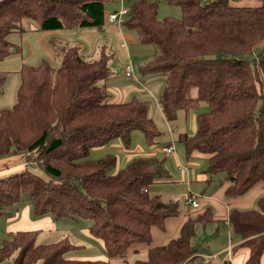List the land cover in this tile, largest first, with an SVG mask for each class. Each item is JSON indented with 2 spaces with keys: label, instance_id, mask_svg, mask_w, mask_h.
Segmentation results:
<instances>
[{
  "label": "trees",
  "instance_id": "trees-1",
  "mask_svg": "<svg viewBox=\"0 0 264 264\" xmlns=\"http://www.w3.org/2000/svg\"><path fill=\"white\" fill-rule=\"evenodd\" d=\"M169 1L182 9V18L161 20L158 2L136 0L123 26L135 31L140 43L156 46L141 72L164 77L159 104L167 120H175L179 109L208 104L197 116L196 133H182L179 141L188 154L196 150L208 156L206 171L229 183L227 196L242 195L264 181V0H253L258 5L238 3L247 0ZM107 2L0 0V59L14 50L9 36L26 29L25 19L37 22L40 30H102ZM61 50L59 67L48 59L23 64L17 101L0 110V158L35 153L48 177L27 165L0 175V220L15 215L25 198L33 201L36 215L88 218L89 230L104 242L109 260L71 256L77 246L69 237L37 244L38 230H17L8 231L0 245V263L112 264V259L126 258L132 246L150 244L151 227L179 212V202H163L149 193L152 184L169 177L157 156L135 157L115 173H109L117 163L114 153L89 156L117 137L130 146L136 129L153 145L160 131L148 101H112L105 51L87 57L79 44L65 43ZM5 79L0 71V92ZM211 220L210 207L189 216L178 237L151 248L148 260L136 264H198L204 248L193 243L196 226ZM228 221L250 250L246 264H260L264 195L258 208L232 209Z\"/></svg>",
  "mask_w": 264,
  "mask_h": 264
},
{
  "label": "rangeland",
  "instance_id": "rangeland-1",
  "mask_svg": "<svg viewBox=\"0 0 264 264\" xmlns=\"http://www.w3.org/2000/svg\"><path fill=\"white\" fill-rule=\"evenodd\" d=\"M135 1L136 0H124V3L126 6L131 7ZM154 1L158 2L157 14L159 19L162 20L166 17H175L177 19L182 18V9L178 5L170 3L169 0ZM238 3L241 5L259 4V2L253 0H247V2L239 1ZM110 5L111 7L108 8ZM121 5V0H109L107 3V9L109 12L118 10L121 8ZM31 22H34V20L25 19L24 27L26 29L22 32H13L10 34L9 39L14 44V50L5 56V58L0 59V71L5 72L6 75L3 90L0 92V110L10 109L16 103L21 78L20 69L23 64H39L41 63L42 58L46 57L50 60L54 67H59L61 65L62 58L60 54L62 53L61 47L64 45V42H60L61 39H58L59 41L56 40V42H50L51 34L46 33L48 30L36 31L30 25ZM104 30L105 31H102L98 27L64 28L59 30V33L54 35L62 37L69 36V38L72 39L71 41L80 42L85 48L87 47L85 52L88 54L87 57H99L102 50L98 49H102L104 45L108 51H112V56L109 60L112 76L107 82L109 89L112 91V101L126 102L131 100L134 96L141 100L148 101L149 115L159 129L160 134L154 139L155 143L150 145L143 131L136 129L131 133L130 146L125 143L123 138L117 137L102 148L92 149L89 156L91 158H99L106 155L108 151H113V153L118 156V162L115 167L109 171V173H115L117 167L121 168L129 163L126 161V157L129 155H131V162L133 157L138 153L151 152L161 148L162 146L174 144V148L176 147V154H172L170 156H164L159 153L154 154L157 158L161 157L163 159L162 164L164 163L163 166L171 170L170 173L174 179L173 182L169 184L171 188L181 187L180 189L183 191H180L177 197L182 199L181 195H183V192L187 188V182L179 179L180 170L178 168L176 155L181 157L183 160L186 156L184 144L179 141V136L185 132L191 134L195 131L196 133L197 116L200 112L208 110V104L206 102H202L199 109H191L188 111L185 109H179L175 120H167L159 104L160 95L165 84L164 77L162 75H154L145 78L141 72V66H143L145 60L152 54H149L150 52H143V50L147 51L145 50L147 47L152 50V48L155 47L153 45L145 44V46H147L145 48L144 44L143 47L141 46L142 44H136L129 46V51H127V48L121 46L123 39L121 38L118 29L115 28V25L106 26ZM47 46L49 47L48 49ZM129 63L132 64L134 71V74L131 77H128L125 74V66ZM8 157L10 158L7 159V162L0 164V170L7 167L6 170H3V173H0V175L27 165L31 171L37 173L42 178H48L47 174L43 171L40 165L36 163L38 156H36L35 153H23V155L22 153H16L0 159ZM26 160L28 161L26 162ZM197 160L201 165L207 167V159L198 158ZM184 161L186 162V160ZM18 164L20 165L18 166ZM191 183L195 186L198 185L196 181H192ZM154 184L150 186L152 191L162 189L166 185H161V183ZM26 206L28 207L27 215L29 219L34 221L33 226L30 227L39 228L36 236L37 244H48L56 242L65 236H69L73 244L84 246L82 249H79V247L74 249L71 256H98L101 253H106L104 252L105 250L103 245L99 241L91 238L85 232V228L92 223L90 219L56 216L53 213L36 215L33 211V201L28 198L23 199L19 203V210L16 212L19 214V219L22 216L23 208ZM257 206L258 204L255 205V207ZM16 220L17 218H14V221H10L7 216L2 217L0 220V245L3 240L8 237L9 227L15 229L16 226L14 225L15 223H18ZM203 230L204 229H200L198 234L199 238L202 236L204 239L205 236H203ZM204 243L207 245L206 240ZM210 249H212V247H210ZM218 261L219 260L211 264H219L220 262ZM10 263L11 261L7 260L5 262H1L0 264Z\"/></svg>",
  "mask_w": 264,
  "mask_h": 264
},
{
  "label": "crops",
  "instance_id": "crops-1",
  "mask_svg": "<svg viewBox=\"0 0 264 264\" xmlns=\"http://www.w3.org/2000/svg\"><path fill=\"white\" fill-rule=\"evenodd\" d=\"M107 3L105 4L106 5L105 14L109 12L107 9ZM121 4L125 5L124 0H121ZM110 7L111 5L108 6V8ZM105 21H106L105 27L109 25H115V28L118 29L119 34L121 35V38L123 39V43L121 44V46L127 48V51H129V46H132V45L142 44L141 46L143 47L144 43H140L135 31L125 28L123 24L119 25L116 23L108 22L107 20ZM30 25L36 31L40 30L37 22L35 21L31 22ZM67 28H81V27L75 26V27H66V29ZM59 30H62V29L48 30L46 32L47 34L48 33L51 34L50 42H53L55 39H61V41H63L65 44L69 46L79 44L80 48L83 49V54L88 56V54L85 53L87 47L85 48L80 42L71 41L72 39L69 38V36L62 37L59 35H54V34L59 33ZM102 31H105V30L102 29ZM69 42H73V43H69ZM147 45H151V44H147ZM103 47L102 49H98V50H102L101 53L105 51L109 55V60H110L112 56V51H108L106 47L104 48ZM146 47L147 46H145V48ZM154 47L155 48H152V50L149 49L148 47L145 49L147 51L143 50V52H147V53L150 52L149 54L152 53L150 57L148 56L149 58L145 60V63L143 65L147 64L148 61L152 59V55L156 53L157 51L156 46ZM48 48L49 47L47 46V49ZM43 59H48V58L44 57L42 58V60ZM146 77L147 76H145V78ZM107 88L112 93V91L109 89L108 83H107ZM196 130H197V127H196ZM194 134H195V131L189 135L192 136ZM163 147L164 146H162L159 149H156L155 151H151V152L138 153L133 157V159L138 156L152 155L154 153L156 154L159 153L164 156H170L172 154L173 155L176 154L175 153L176 147L174 148V151L172 153L167 154V155L163 153L162 151ZM99 148H102V147H99ZM184 151H185V156H186L184 160H186V162L181 157L176 155L177 161H178V168L180 170L179 179L185 180V182H187V185H186L187 188L183 192V195H181L182 199L177 197L179 192L183 191L182 189H180L181 187L171 188L169 184L173 182V179H174L172 178V174L170 173L171 170L169 168L165 167L169 173V177L167 178V180H161L156 183V184L161 183V185L166 184L165 187L162 189L154 190V191L151 190V187L149 188L150 195L159 196L163 202H171V201L179 202V212L176 215L167 217L164 221V224L153 225L151 227L152 241L150 244L140 243V244L132 246L126 255V258L112 259L111 260L112 264H136L139 261H142V262L147 261L148 253L151 248L166 244L171 239L178 237L180 234V229L182 225L185 223V221L188 219V217L189 216L194 217L199 214H203L208 207L212 209V220L207 225L198 224L196 226V236L193 238V243H200L202 247L204 248L203 252L200 255L201 256L200 261H203L204 263L206 262V264L214 263L217 260H219L218 261L220 262L219 264H246V261L250 255V250L249 248L241 245L243 242V239L239 234L235 232L233 226L228 221V217L232 209L258 208V206L255 207V205L258 204V199L262 195H264V181L257 182L255 185H253L249 190H247L242 195L227 196L226 190H227V187L229 186V183L223 182L221 180V177L218 175H214L211 177L210 174L207 173L206 171L207 167H204V165H201L200 162L197 160L198 158L207 159V162H208V156L196 150L190 154H188L186 150ZM108 153H113V151H108L106 154ZM16 156H19V155H16ZM116 157L118 159L117 155ZM9 158L10 157L0 159V164L7 162V159ZM130 159H131V155L126 157V161L130 162ZM158 159L159 161L163 160L161 157H159ZM20 164H18V166ZM6 168L7 167H5L4 169L6 170ZM4 169H1L0 173H3ZM119 169L120 168L117 167L116 171H118ZM192 181H196L198 185L195 186L194 184L191 183ZM191 193H195L197 195V201L199 202V206L196 208L187 202V198ZM27 208H28L27 206L23 208V213L21 216L22 219L21 218L19 219L18 213H15V215L8 217L10 221H14V218H17L16 222H18V223H15L14 225L16 226L15 229H12V227L11 228L9 227V231L39 230L38 227L36 228L30 227V226H33L34 221L29 219L27 215V210H28ZM89 226L85 228V232L91 238L99 241L103 245L104 250H105L104 242L94 237L91 234L89 230ZM200 229H204L203 230L204 231L203 236H205L204 239L202 236L199 238L198 232ZM65 237H69V236H65ZM203 240L207 241V245L204 243ZM76 246L79 247V249L84 248V246H80L78 244ZM210 247H212V249H210ZM75 257L83 258V259L109 260L106 253L105 254L101 253L98 256L97 255L96 256L77 255ZM260 264H264V253L262 255Z\"/></svg>",
  "mask_w": 264,
  "mask_h": 264
},
{
  "label": "built area",
  "instance_id": "built-area-1",
  "mask_svg": "<svg viewBox=\"0 0 264 264\" xmlns=\"http://www.w3.org/2000/svg\"><path fill=\"white\" fill-rule=\"evenodd\" d=\"M130 10H131L130 7L125 6V5H121L120 9L108 12L107 20H108V22L122 25L125 22V20L127 19V16L129 15ZM125 74L128 77H131L134 74L133 67H132L131 63L126 64ZM162 151L165 155L172 153L174 151L173 144H169V145L164 146L162 148ZM187 202L195 208L199 206V202L197 201V195L195 193H191L188 196ZM209 257H211V256H209ZM198 264H206V262L204 263L203 261H200V262H198Z\"/></svg>",
  "mask_w": 264,
  "mask_h": 264
}]
</instances>
